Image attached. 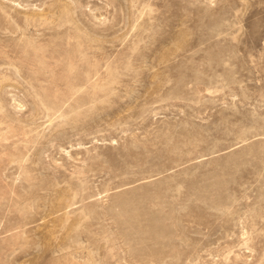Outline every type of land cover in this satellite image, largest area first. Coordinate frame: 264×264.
Here are the masks:
<instances>
[{"label": "rangeland", "instance_id": "1", "mask_svg": "<svg viewBox=\"0 0 264 264\" xmlns=\"http://www.w3.org/2000/svg\"><path fill=\"white\" fill-rule=\"evenodd\" d=\"M0 264H264V0H0Z\"/></svg>", "mask_w": 264, "mask_h": 264}]
</instances>
